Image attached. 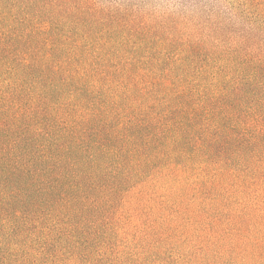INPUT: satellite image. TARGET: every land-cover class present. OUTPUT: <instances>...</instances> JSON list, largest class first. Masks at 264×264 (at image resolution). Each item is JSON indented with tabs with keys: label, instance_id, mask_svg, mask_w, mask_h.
Returning a JSON list of instances; mask_svg holds the SVG:
<instances>
[{
	"label": "trees",
	"instance_id": "1",
	"mask_svg": "<svg viewBox=\"0 0 264 264\" xmlns=\"http://www.w3.org/2000/svg\"><path fill=\"white\" fill-rule=\"evenodd\" d=\"M229 7L156 57L147 19L99 0H0V264L80 262L99 207L159 174L208 193L264 166V0ZM204 45L224 69L194 71Z\"/></svg>",
	"mask_w": 264,
	"mask_h": 264
},
{
	"label": "rangeland",
	"instance_id": "2",
	"mask_svg": "<svg viewBox=\"0 0 264 264\" xmlns=\"http://www.w3.org/2000/svg\"><path fill=\"white\" fill-rule=\"evenodd\" d=\"M226 3L229 6L230 0ZM147 21L154 40L145 52L156 57L163 54L164 39L174 28L190 39L213 41L204 22ZM202 47L191 59L195 72L226 67L216 49ZM190 78L198 80L192 72ZM240 170L235 180L222 176L208 183V193L195 185L202 180L195 172L182 179L159 174L135 186L117 203L99 207L80 262L71 263L64 254L54 264H264V166Z\"/></svg>",
	"mask_w": 264,
	"mask_h": 264
},
{
	"label": "clouds",
	"instance_id": "3",
	"mask_svg": "<svg viewBox=\"0 0 264 264\" xmlns=\"http://www.w3.org/2000/svg\"><path fill=\"white\" fill-rule=\"evenodd\" d=\"M105 9L150 20L180 19L212 23L225 17L237 22L226 0H99Z\"/></svg>",
	"mask_w": 264,
	"mask_h": 264
}]
</instances>
